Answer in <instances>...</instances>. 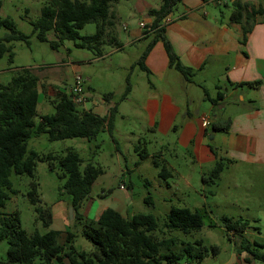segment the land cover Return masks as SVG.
Returning <instances> with one entry per match:
<instances>
[{"label":"rangeland","instance_id":"rangeland-1","mask_svg":"<svg viewBox=\"0 0 264 264\" xmlns=\"http://www.w3.org/2000/svg\"><path fill=\"white\" fill-rule=\"evenodd\" d=\"M161 1L112 2L110 13L113 14L114 24L109 34L116 36L123 46L112 50L113 46L104 43L101 47L103 54L99 56L92 49L75 46L74 41L67 38H63L56 48H52L49 40L57 39L53 30L47 31V41L36 38L32 33L30 21L39 17L46 0H0V16L12 18L17 29L28 35L27 40L11 41L14 52L12 62H9L7 53L1 56L0 84L8 83L21 67H29L39 78L37 111L41 114L53 111L50 101L57 97L59 90L69 93L75 75L82 78L81 87L87 99L77 105L79 109L83 106L92 108L93 103L105 106L103 95L107 92H113L111 100H119L128 75L129 84L136 87H133L130 94L132 100L122 105L128 111V117L118 123L117 129L111 132L103 129L92 140L82 137L50 140L47 133L42 132L28 140V148L42 154L50 152L63 155L66 147H73L82 158L80 168L87 162L100 165L103 171L92 185L90 197H94L99 205L117 208L122 213H125V210H122L124 206L131 207L134 213H151L157 220L154 234L158 237H175L177 241L173 246L174 250L179 249L183 243H192L199 238L208 247L218 246L216 252L209 249L202 258L188 256L174 262L162 260L160 264H264L263 260L253 259L245 251H236V248L239 249L240 245L247 241L254 252H264V171L251 170L250 164L246 163L226 162L214 183L204 182L203 177L209 175L214 166L213 162L198 163L186 148L179 145L160 146V143L169 141L168 137L172 136L173 132L153 133L147 130L146 126L138 124L136 117L130 112V109L135 107L136 98L145 96L146 91H152V88L147 87V74L137 65L131 68V64L139 57L150 38L139 37L136 35L140 34L134 33H139L142 28L139 22L147 19L145 13L148 10L142 8L146 7V4L155 7L160 5ZM215 1L219 3L221 10L230 12L221 0ZM227 2L231 6V2ZM95 29V23L89 22L79 31L81 34H91ZM2 32L4 29H0V33ZM206 88L208 93L215 97V87L207 83ZM191 92L194 95L190 104L192 111L199 108V113L211 115L217 110L220 123L232 112L227 102L223 110L212 108L211 101L204 98L205 91L202 86H192ZM216 134L217 137L211 138L214 135L211 131L206 140L216 144L220 136L218 131ZM145 154L146 156L141 157ZM154 158L166 161V168L172 174L166 178L161 177L159 167L152 162ZM126 168L129 171L123 170ZM56 172L57 169L49 170L45 161L36 162L39 196L42 204L50 206L53 212L50 227L63 230L58 238L60 242L65 240V229L75 232V246L90 250L91 243L81 234L80 223L73 222L69 217L70 197L62 189L65 177H59ZM9 179L11 188L6 189L8 198L4 206L0 207V211H17L21 226L28 233L35 229L39 232L46 231L47 228L35 220L34 205L27 196L30 177L11 172ZM128 182L132 185L124 186V189L119 188L120 183L124 185ZM102 187L105 191L106 187L110 189L101 195ZM146 196L148 198L144 200ZM171 206L198 210L203 215L202 227L187 233L177 229L167 231L163 222ZM224 215L232 217L233 220L247 222L242 237L232 230L227 233L226 222L222 220ZM7 247V241L0 238V260L6 259ZM245 258H249V261H245ZM65 263L69 264L67 260Z\"/></svg>","mask_w":264,"mask_h":264},{"label":"trees","instance_id":"trees-1","mask_svg":"<svg viewBox=\"0 0 264 264\" xmlns=\"http://www.w3.org/2000/svg\"><path fill=\"white\" fill-rule=\"evenodd\" d=\"M114 1L118 0H46L39 17L30 21L32 33L37 39L47 41V31L53 30L57 39L49 40L52 48H56L63 38L71 39L75 46L92 49L97 54L101 53L100 46L104 43L120 47L121 43L117 38L109 34L114 24L113 14L110 13L111 3ZM177 1L179 0H162L158 8L148 11L154 18L149 26L146 25L144 31L152 30L155 33L153 40L161 32V18ZM243 6L240 1L233 2L231 20L239 21ZM258 11L264 10L261 8ZM258 11L253 10L252 14ZM89 22L95 23V31L91 34H81L79 29ZM0 29H4V32L0 33V58L7 53L9 62H12L14 52L11 41L27 40L28 35L19 31L9 16H0ZM149 45L143 49L135 62L143 70H147L143 58ZM165 46L169 65L184 75L189 74L190 70L180 63L167 41ZM38 84L37 74L29 67H21L8 83L0 84V207L4 206L8 198L6 189L11 188L10 173L26 174L30 177L27 196L34 205L35 220L47 230L39 232L35 229L28 233L21 226L17 211H0V238L5 239L8 245L6 259L0 260V264H66L65 260L69 264H160L162 260L174 262L188 256L202 258L209 249L212 252L217 251L218 246L208 247L203 244L201 238L192 243H183L179 249L174 250L173 246L177 241L175 237H158L154 234L157 220L151 213L136 212L126 217L116 209L106 207L96 220L84 219V203L90 197L92 183L102 173V167L87 162L80 168L82 158L73 147H66L63 155L50 152L42 154L28 148V140L42 132L47 133L50 140L72 137L92 140L103 129L112 131L117 108L115 104L110 106L107 115L96 114L90 109H79L69 93L59 90L57 97L50 101L53 111L38 114ZM129 90L127 76L119 100L123 99ZM220 97L218 93L211 98L212 103L215 104ZM103 98L112 99L113 92L105 93ZM227 126L228 123H211L214 131H225ZM37 161H45L49 170L57 169V175L65 177L62 189L70 197L68 205L73 210L71 219L80 223L81 234L91 243L90 250L75 246V232L65 229V240L60 242L58 238L63 230L50 227L53 221L51 208L42 204L38 193L39 182L35 174ZM227 161L228 159L216 160L209 175L203 177V181L214 183ZM152 162L159 167L161 177L166 178L172 174L164 161L154 158ZM147 198L144 197V200ZM222 220L226 222L227 233L232 230L242 237L246 221L233 220L226 215L222 216ZM202 225V213L185 206H171L163 222L167 231L177 229L183 233L200 229ZM238 250L249 253L253 259L264 261V252H254L247 241L244 245L241 244ZM245 261H249V258H245Z\"/></svg>","mask_w":264,"mask_h":264},{"label":"crops","instance_id":"crops-1","mask_svg":"<svg viewBox=\"0 0 264 264\" xmlns=\"http://www.w3.org/2000/svg\"><path fill=\"white\" fill-rule=\"evenodd\" d=\"M221 1L230 10L229 13L221 10L215 0H179L161 18L159 25L162 29L156 39L153 40L155 33L150 29L144 31L141 28L139 33H134L150 38L145 45L150 44L143 58L147 70L135 64L138 57L131 68L137 65L147 74V87L152 91H146L145 96L136 98L135 107L130 112L138 124L146 126L153 133L173 132L168 137L169 141L160 143V146L168 144L186 148L198 163L213 162L214 165L218 159H228L227 163H246L250 164L251 170L264 171V11H258L261 8L264 10V0ZM227 1L231 2V6ZM234 1L244 4L239 21L230 19ZM146 5L142 9L148 11L160 6ZM253 10L259 13L252 14ZM145 17L147 19L143 21L149 26L154 15L147 12ZM118 41L120 47L109 44L114 47L112 50L123 46ZM165 41L180 63L190 70L189 74L184 75L169 65ZM102 54L101 49L99 56ZM207 83L215 87L216 95H221L215 104L211 101L214 96L206 88ZM194 85L203 87L204 98L211 101L212 108L223 110L226 102L232 108V112L221 122L228 123V126L225 131H218L220 136L216 144L208 142L206 136L211 131L214 132L211 138L217 135L211 123L219 122V112L216 110V113L208 115L199 113V108L192 111L190 104L194 95L191 87ZM133 87L136 86L130 85L123 99H103L105 106L93 103L92 108H82L107 115L108 108L115 104L117 112L113 119V131L120 121L128 117V111L122 105L132 100L130 94ZM164 163L167 164L166 161ZM123 170L129 171L127 168ZM131 185V182L124 184L125 187ZM106 188L107 191L101 188V195L110 189ZM106 207L111 206L99 205L94 197H89L82 211L84 219L96 220ZM114 209L126 217L134 213L127 206L122 208L125 213Z\"/></svg>","mask_w":264,"mask_h":264},{"label":"built area","instance_id":"built-area-1","mask_svg":"<svg viewBox=\"0 0 264 264\" xmlns=\"http://www.w3.org/2000/svg\"><path fill=\"white\" fill-rule=\"evenodd\" d=\"M139 26L142 27V28H146V25H145V23L143 21L139 22ZM81 81H82V78L79 75H75L73 84L69 88V93L71 95V100L76 105L82 104L86 100L85 99V94H84V92L82 90V87H81ZM203 119L206 120L207 118L204 117ZM120 187L123 188L124 185L121 184Z\"/></svg>","mask_w":264,"mask_h":264},{"label":"water","instance_id":"water-1","mask_svg":"<svg viewBox=\"0 0 264 264\" xmlns=\"http://www.w3.org/2000/svg\"><path fill=\"white\" fill-rule=\"evenodd\" d=\"M69 217H70V219L72 218V213H73V210H72V207L71 206H69Z\"/></svg>","mask_w":264,"mask_h":264}]
</instances>
